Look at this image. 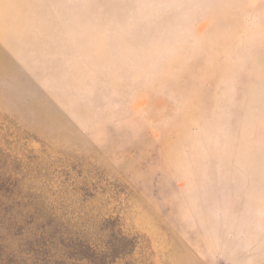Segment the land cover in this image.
Returning a JSON list of instances; mask_svg holds the SVG:
<instances>
[{
	"label": "rangeland",
	"instance_id": "rangeland-1",
	"mask_svg": "<svg viewBox=\"0 0 264 264\" xmlns=\"http://www.w3.org/2000/svg\"><path fill=\"white\" fill-rule=\"evenodd\" d=\"M0 202L264 264V0H0Z\"/></svg>",
	"mask_w": 264,
	"mask_h": 264
},
{
	"label": "trees",
	"instance_id": "trees-1",
	"mask_svg": "<svg viewBox=\"0 0 264 264\" xmlns=\"http://www.w3.org/2000/svg\"><path fill=\"white\" fill-rule=\"evenodd\" d=\"M39 219L13 214L0 202V264H117L135 247L119 228L103 242L88 231Z\"/></svg>",
	"mask_w": 264,
	"mask_h": 264
}]
</instances>
